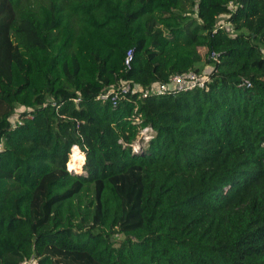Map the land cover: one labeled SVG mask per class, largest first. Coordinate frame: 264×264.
<instances>
[{"label": "trees", "instance_id": "obj_1", "mask_svg": "<svg viewBox=\"0 0 264 264\" xmlns=\"http://www.w3.org/2000/svg\"><path fill=\"white\" fill-rule=\"evenodd\" d=\"M0 142V264H264V0H0Z\"/></svg>", "mask_w": 264, "mask_h": 264}, {"label": "built area", "instance_id": "obj_2", "mask_svg": "<svg viewBox=\"0 0 264 264\" xmlns=\"http://www.w3.org/2000/svg\"><path fill=\"white\" fill-rule=\"evenodd\" d=\"M222 26L223 24H220L219 28H221ZM131 56L132 50L129 49L125 56V63L127 65H129L130 63ZM208 58L216 61L218 59V53L215 51H211L209 52ZM207 81L208 77L206 74L190 70L182 74H173L167 83H153L146 88H142L140 86H131L129 82H122L119 87L111 88L107 92L100 93L97 98L105 100L109 96H111V99L115 101L117 97L123 96L124 94L130 93L131 95H134L137 92H139L140 96L142 97H146L148 95H162L179 91H187L194 88H203L205 87ZM244 83H246L247 86L250 85V82L248 80H245ZM15 120L17 123L21 122L19 117H16ZM152 137L153 131L149 126L140 129L137 138L131 144L133 152H141ZM1 146L2 143L0 142V148ZM74 147L78 148L77 145H74L72 148ZM19 264H37V261L32 256L29 259H24Z\"/></svg>", "mask_w": 264, "mask_h": 264}, {"label": "rangeland", "instance_id": "obj_3", "mask_svg": "<svg viewBox=\"0 0 264 264\" xmlns=\"http://www.w3.org/2000/svg\"><path fill=\"white\" fill-rule=\"evenodd\" d=\"M224 19H225V17H220V18H219V22L225 23ZM200 52H201L202 55H204V53L206 52V49H205V48H200ZM201 67H202V71H201V73L207 74V71H209V70H206V68L208 67V63L206 62L205 58L203 59V61H202V63H201ZM208 68L210 69V67H208ZM204 70H205V72H204ZM19 110H21V108H20V107H17L16 112H18ZM74 151H76V150H73V152H74ZM73 152H72V153H73ZM76 152L81 153L79 150L76 151ZM83 154H84V153H83ZM82 162H83V161H73V160H72V157H71V155H70V165H69V166H72L71 168H73V169H75V170L79 169V167L82 165ZM66 167H67V165H66ZM67 169H68V168H67ZM81 173H83V171H82ZM81 173H80V174H81ZM75 174H76V173H75Z\"/></svg>", "mask_w": 264, "mask_h": 264}, {"label": "bare ground", "instance_id": "obj_4", "mask_svg": "<svg viewBox=\"0 0 264 264\" xmlns=\"http://www.w3.org/2000/svg\"><path fill=\"white\" fill-rule=\"evenodd\" d=\"M73 150L78 151V149H77L76 147H74ZM76 151H74V152L72 153V155H71L72 160H73V161H83V162H84V155L81 154V153H79V152H76ZM71 167H72V166H71Z\"/></svg>", "mask_w": 264, "mask_h": 264}]
</instances>
